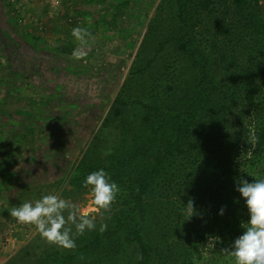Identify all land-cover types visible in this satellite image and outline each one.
I'll return each instance as SVG.
<instances>
[{
  "label": "rangeland",
  "instance_id": "obj_1",
  "mask_svg": "<svg viewBox=\"0 0 264 264\" xmlns=\"http://www.w3.org/2000/svg\"><path fill=\"white\" fill-rule=\"evenodd\" d=\"M195 2L0 0V264H60L112 231L63 264H137L138 219L127 215V195L174 134L178 121L162 111L195 92L193 55L215 84L211 107L228 106L230 114L220 126L200 119L191 145L164 160L144 198L141 235L149 264H231L220 249L248 219L235 182L264 177L253 134L264 120V34L252 35L229 3L201 12L193 27ZM74 27L91 33L80 60L71 56L79 46ZM253 82L263 87L243 118L244 91ZM99 168L121 192L97 212L82 182ZM49 194L95 217L97 230L77 236L74 249L47 242L10 215L13 206ZM189 199L199 214L186 221L180 210Z\"/></svg>",
  "mask_w": 264,
  "mask_h": 264
},
{
  "label": "clouds",
  "instance_id": "obj_2",
  "mask_svg": "<svg viewBox=\"0 0 264 264\" xmlns=\"http://www.w3.org/2000/svg\"><path fill=\"white\" fill-rule=\"evenodd\" d=\"M71 35L79 44L71 56L80 60L85 56L84 49L89 47L91 33L87 28L74 27ZM111 154V148L104 152V155ZM82 187L89 190L90 203L97 212L109 209L121 192L119 185L104 168L88 173ZM235 191L244 201L248 219L240 225L242 233L220 251L231 258V264H264V177L249 181L241 176L235 182ZM226 210L225 206H221L217 215L223 217ZM180 212L181 215H187L186 221L199 214L194 199L182 204ZM10 215L17 223L34 226L42 239L64 249L76 248L77 236L97 230L95 217L58 195H44L34 203L29 201L13 206ZM106 229L107 224L100 223L98 230L104 232Z\"/></svg>",
  "mask_w": 264,
  "mask_h": 264
},
{
  "label": "trees",
  "instance_id": "obj_3",
  "mask_svg": "<svg viewBox=\"0 0 264 264\" xmlns=\"http://www.w3.org/2000/svg\"><path fill=\"white\" fill-rule=\"evenodd\" d=\"M187 1L189 0H181L183 4ZM263 1L264 0H196L195 5L198 11L193 16L194 18L191 19L190 24L195 27L196 24L201 21L199 18L201 12L208 11L211 8H226L230 4L236 9L238 18L247 23L250 33L258 37L264 34ZM183 4H180V6ZM159 50L160 49H158L157 52ZM224 57L225 56H223V59ZM228 58L233 60L234 56L231 55ZM193 60L197 65L198 71L195 92L188 97L183 104L162 111L169 120L178 121L174 134L170 139L165 141L162 153L155 159L151 167H149L143 175L134 180L127 195L130 203L127 215L135 216L138 219L136 228L132 232V240L138 249L137 264H149L150 262L151 248L143 240L141 235L142 223L145 215L144 198L155 175L159 172L162 163L174 153H183L186 148L191 145L190 138L193 133V128L200 119L206 118L208 123L220 126L226 123L227 116L230 114L228 106L223 105L217 109L211 107V96L216 88L215 84L205 64H203L196 55H193ZM262 87V84H257L255 82L246 87L244 91V108L242 109L243 118L248 112L246 108H250L253 105ZM151 108L156 109L154 107ZM253 134L256 145L254 150L259 151L258 154L261 153V155L264 156V120L257 121L253 127ZM256 153L257 152H255V154ZM113 233H115V231L97 234L90 244L83 245L76 250L74 254L62 256L60 264H63L65 261H73L83 257L97 246L101 238L110 236Z\"/></svg>",
  "mask_w": 264,
  "mask_h": 264
}]
</instances>
